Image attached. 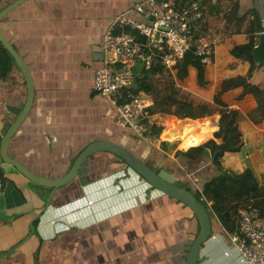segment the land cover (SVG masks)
Here are the masks:
<instances>
[{
    "label": "crops",
    "instance_id": "obj_1",
    "mask_svg": "<svg viewBox=\"0 0 264 264\" xmlns=\"http://www.w3.org/2000/svg\"><path fill=\"white\" fill-rule=\"evenodd\" d=\"M15 1L0 0V11ZM139 1L25 0L1 18L2 35L23 58L33 81L31 107L7 145L11 158L42 178L58 179L85 147L105 142L124 148L155 171H169L176 184L192 191L194 180L201 185L215 174L208 156L186 165L174 157L173 149L165 151L137 138L116 122L110 98L93 91L94 72L104 60L99 48L102 33L113 16ZM198 1L204 13L198 35L211 50L205 66L207 84H196L192 67L177 84L195 101L211 105L221 82L230 77L243 76L249 86L264 92V60L248 74L249 64L229 53L247 42L254 24L260 27L253 32L257 37L264 31V0ZM243 89L237 86L221 94L236 111L242 140L240 149L225 152L221 163L236 174L250 169L264 190V112L259 115L255 96ZM142 96L151 107L149 95ZM25 98L24 77L11 63L7 74H0V141L16 117L10 108H21ZM208 117L219 114L202 119ZM150 119L162 132L168 128L181 134L186 124L197 126L194 122L199 120L163 113L151 114ZM198 126L202 130H194L200 135L208 132L206 126L213 127L210 138L218 129L217 121ZM0 170V264H185L198 232L195 216L114 153L89 155L76 177L57 188L33 183L1 157ZM236 213V208L229 209L234 224ZM209 216L210 234L195 264H247L230 241V230L212 211ZM256 224L264 228V218Z\"/></svg>",
    "mask_w": 264,
    "mask_h": 264
},
{
    "label": "built area",
    "instance_id": "obj_2",
    "mask_svg": "<svg viewBox=\"0 0 264 264\" xmlns=\"http://www.w3.org/2000/svg\"><path fill=\"white\" fill-rule=\"evenodd\" d=\"M132 13L140 18H133ZM203 15L198 0H142L113 16L100 37L104 60L94 72L93 91L110 98L118 124L155 147L163 140L154 132L147 99L131 94L130 99L119 102L118 97L131 87L137 65L145 70L159 66L171 71L188 51L207 64L211 50L198 35ZM194 182L201 193V185ZM2 191L0 178V196ZM200 199L210 204L202 194ZM259 218L257 207L243 204L237 209L234 231L228 233L247 264H264V228L257 226Z\"/></svg>",
    "mask_w": 264,
    "mask_h": 264
},
{
    "label": "trees",
    "instance_id": "obj_3",
    "mask_svg": "<svg viewBox=\"0 0 264 264\" xmlns=\"http://www.w3.org/2000/svg\"><path fill=\"white\" fill-rule=\"evenodd\" d=\"M253 31L248 35V40L244 44L233 46L229 53L235 58L246 61L249 64L248 74L256 68V62L252 57V50L257 44V35L253 32L260 31V27L254 26ZM258 29V30H257ZM14 63L12 56L0 43V74H7L10 64ZM206 64L201 61V57L196 56L192 51L186 52L183 57L172 67L173 81L166 87L169 91L167 94L161 95L160 92L153 88L149 78L152 75L162 71V67H155L148 70L142 69L140 65L134 68V76L131 87L122 93V98H118L119 102L130 99L131 94L152 95V106L149 107V113L170 114L179 119L190 118L193 120L202 119L205 116L213 114L215 111L219 114L218 129L212 133V130L200 135L194 130V126H184V133L174 129L166 128L162 132V128L153 126L154 132L160 135L162 139L173 140L179 139V148L176 144H170L168 141L161 142V148L165 151L174 150V157L184 160L186 165L200 161L203 156H208L215 168V174L201 184V193L192 191L184 184H177L190 190L197 200L208 210L215 213L221 223L230 230L234 231L235 224L230 221L229 209L237 210L239 204L245 202L259 209V217L264 218V190H260L257 185L256 178L250 169L243 170L240 174L223 167L221 158L225 152H236L240 149L242 140L241 133L236 125V111L234 108L228 107L221 99V94L229 88L243 86V92L252 93L257 101L260 116L264 112V92L255 86H249L245 81V77H230L221 82L220 88L216 91L211 102L195 101L194 99L185 100L180 97L182 89L178 87L177 82L183 81L188 76V69H195L196 84L199 87H205L207 80L205 78ZM186 93V92H185ZM214 106H218L214 109ZM208 139V140H207ZM219 141V142H217ZM185 149V150H182ZM0 170V178L2 177ZM2 179V178H1ZM201 194L206 200L211 201L208 204L205 200H201ZM232 225V226H231Z\"/></svg>",
    "mask_w": 264,
    "mask_h": 264
},
{
    "label": "water",
    "instance_id": "obj_4",
    "mask_svg": "<svg viewBox=\"0 0 264 264\" xmlns=\"http://www.w3.org/2000/svg\"><path fill=\"white\" fill-rule=\"evenodd\" d=\"M23 1L25 0H16L15 2L9 4L7 7L3 8L0 11V20L9 10L16 7ZM0 43L12 56L14 63L16 64L17 68L24 77L26 86V98L23 106L21 108H10V110L16 115V117L9 125L6 132L1 138V159L5 163L12 165L17 171H19L24 177H26L33 183L41 186L57 188L69 183L72 179L76 177L83 161L89 155L97 151H108L114 153L115 155L120 157L128 166H130L135 172H137L152 187L158 189L159 191L169 195L170 197L176 199L177 201L185 205L195 216L198 223V232L190 244L185 260V264H195L198 249L200 245L206 241L207 237L210 234V216L206 207L202 204L201 201L197 200V197L190 190L185 187L178 186L175 183L176 179L173 175H171L169 171L164 169L155 171L151 169L146 163L133 156L124 148L112 143L105 142H94L85 147L74 160L69 171L64 176L58 179L42 178L29 171L25 166H23L21 163H19L8 155V142L15 130L18 128V126L21 124V122L27 115L31 107L33 99V81L25 61L14 49V47L5 39L1 31ZM252 57L256 63H259L264 60V31L260 33L257 37V44L252 50ZM101 59H103V57Z\"/></svg>",
    "mask_w": 264,
    "mask_h": 264
},
{
    "label": "rangeland",
    "instance_id": "obj_5",
    "mask_svg": "<svg viewBox=\"0 0 264 264\" xmlns=\"http://www.w3.org/2000/svg\"><path fill=\"white\" fill-rule=\"evenodd\" d=\"M150 83L153 85V88L157 91L156 93L160 92L161 95L167 94L169 91L166 89V87H169V85L172 83L173 81V74L172 71H170L169 69H162V71H160L158 74L156 75H152L149 78ZM179 84H181V82H178ZM180 87V86H178ZM181 89V87H180ZM193 95H190V93L183 91L181 92L180 97L185 99V100H190L192 98ZM150 98H152V95L149 96ZM193 99V98H192ZM220 117H213V118H206V119H199L198 121H195L194 124H196L197 126H194L195 128H200L202 126H198V125H203L205 124H215V122L217 121L218 124V120ZM172 119V118H171ZM173 120H175L173 118ZM188 124H186L185 126H188ZM208 129H212L213 127H209L206 126ZM180 130V129H179ZM202 130V129H201ZM161 140H165V139H161ZM166 141V140H165ZM176 146H178V144L180 143V140H176ZM178 143V144H177ZM245 204V202H242L239 204V206Z\"/></svg>",
    "mask_w": 264,
    "mask_h": 264
},
{
    "label": "bare ground",
    "instance_id": "obj_6",
    "mask_svg": "<svg viewBox=\"0 0 264 264\" xmlns=\"http://www.w3.org/2000/svg\"><path fill=\"white\" fill-rule=\"evenodd\" d=\"M208 131H210V129H208Z\"/></svg>",
    "mask_w": 264,
    "mask_h": 264
}]
</instances>
